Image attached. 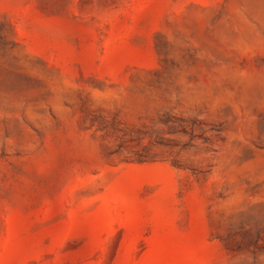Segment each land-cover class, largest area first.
<instances>
[{
  "label": "rangeland",
  "instance_id": "374dc122",
  "mask_svg": "<svg viewBox=\"0 0 264 264\" xmlns=\"http://www.w3.org/2000/svg\"><path fill=\"white\" fill-rule=\"evenodd\" d=\"M0 264H264V0H0Z\"/></svg>",
  "mask_w": 264,
  "mask_h": 264
}]
</instances>
